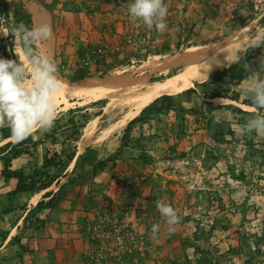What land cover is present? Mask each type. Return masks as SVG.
<instances>
[{
	"label": "rangeland",
	"instance_id": "1",
	"mask_svg": "<svg viewBox=\"0 0 264 264\" xmlns=\"http://www.w3.org/2000/svg\"><path fill=\"white\" fill-rule=\"evenodd\" d=\"M23 1L32 5L34 26L51 28L42 48L63 81L86 70L161 80L186 69L187 62L170 60L174 55L228 36L246 40L233 63H244L247 75L227 93L238 100L213 99L230 109L208 104L206 87L196 86L215 69L192 85L197 93L187 88L162 96L133 117L142 115L140 121L130 126L131 118L115 130L127 110L108 109L106 96L57 93L54 126L34 130L38 145L25 146L12 161L24 169L26 182L36 181L31 191L15 187L0 202V242L16 228L13 239L1 244L0 260L13 264L28 254L40 264V249L26 243L38 236L53 253L48 264H264V137L242 131L258 111L243 90L264 75V44L246 53L264 35V0H165L164 32L131 17L125 0H68L72 9L52 13L38 0ZM17 5L0 0V31H9L0 32V57L28 66L22 40L17 36L15 43L10 32ZM245 25L250 27L243 32ZM87 151L93 161L77 164ZM108 157L104 166L96 163ZM46 159L52 164L44 167ZM1 166L3 179V160ZM47 181L51 186L37 189ZM157 201L177 210L180 219L171 229ZM153 224L160 226L155 239Z\"/></svg>",
	"mask_w": 264,
	"mask_h": 264
},
{
	"label": "clouds",
	"instance_id": "2",
	"mask_svg": "<svg viewBox=\"0 0 264 264\" xmlns=\"http://www.w3.org/2000/svg\"><path fill=\"white\" fill-rule=\"evenodd\" d=\"M128 14L149 28L164 32L167 28L168 6L165 0H125ZM3 32V31H0ZM10 32L23 42L30 64L21 60L0 57V126H8L16 141H22L34 130L47 131L54 126L57 118L56 95L61 89L57 76L58 65L54 58L42 48L51 36V28L40 24L32 28L19 24ZM8 32H3L7 35ZM264 44V35H259L251 47ZM264 69V58L261 61ZM31 78V83L26 78ZM244 94L258 111L243 126L244 133L264 137V75L257 76L246 88ZM157 208L165 218L169 229L179 222L176 209L170 204L157 201ZM159 225L151 227L152 238L157 237Z\"/></svg>",
	"mask_w": 264,
	"mask_h": 264
},
{
	"label": "bare ground",
	"instance_id": "3",
	"mask_svg": "<svg viewBox=\"0 0 264 264\" xmlns=\"http://www.w3.org/2000/svg\"><path fill=\"white\" fill-rule=\"evenodd\" d=\"M248 26L245 25L240 30L244 32ZM245 42L246 40L240 37L228 36L223 40L193 45L184 53L174 55L170 59L173 63L187 62L186 69L161 80L146 81L144 78L129 75L123 77L93 76L75 81L60 80L62 86L58 94L63 98L91 94L106 96L109 100L108 109L123 108L127 110L120 123L115 122L113 128L115 130L126 124L129 119L138 115L147 104L162 95L175 94L193 87L192 85L203 81L215 69L232 64ZM221 98L217 97L214 100ZM11 138L14 139L13 136Z\"/></svg>",
	"mask_w": 264,
	"mask_h": 264
},
{
	"label": "trees",
	"instance_id": "4",
	"mask_svg": "<svg viewBox=\"0 0 264 264\" xmlns=\"http://www.w3.org/2000/svg\"><path fill=\"white\" fill-rule=\"evenodd\" d=\"M13 1L15 4H16V2L18 3L17 7L15 8L17 25L24 24L28 28L34 27V20L32 18L31 13L27 9L25 2L23 0H13ZM11 3H13V2H11ZM0 47H1V44H0ZM252 51H253V48L249 47L247 49L246 53H252ZM242 59L244 60V56L242 57ZM247 61H249V60H247ZM107 71L108 70H103V72L99 71L97 74H92L89 70H86L82 74H78V75H74V76L69 77V79L71 81H75V80H78V79H81L84 77H92V76L103 77L104 75L108 74ZM246 75H247V71H246V68L244 66V63L235 62V63H233L227 67L215 70L214 73L210 75V78L208 80L200 82V83L196 84V86L206 87V89L203 91V97L206 99L205 101H207L208 104L214 105L215 108H222V109L229 108L230 109L233 106H229V105L227 106L225 104L224 105L223 104H214L213 99H215L217 97H226V98H231L232 100H238L239 97L228 96L227 93L230 92L231 85H239L245 79ZM187 91L197 93V90L195 89V87H190V88H188ZM165 95H170V94H164L162 96H165ZM158 101H159V99L157 98L151 104H149L147 107H145L142 110V114L145 113V111L151 109L153 106H155V104ZM249 104H251V103H249ZM252 105H254V104H252ZM234 109L238 110L240 112L244 111L241 108H237V107ZM141 117H142V115L131 119L130 126L135 124L136 122L140 121ZM0 133H1V136L3 138H8V137L12 136L11 130H10V128H8V126L0 128ZM30 143H32V145H35V146L38 145V142L33 140L32 134L29 135L27 138H25L22 141L9 142V143L0 147V159L3 160L4 166H5L1 171L2 176L4 177V179L6 181H9L12 178L17 179V186H16L17 192L18 191L19 192L31 191V189H33V187L31 188V186L34 184V181H36V180H34V178H32V180H33L31 182L32 184L26 182L28 177L26 176L24 169L23 168H19V169H13L12 168L13 159L22 155L24 153V148H26L25 146L29 145ZM5 152H6V154H8L10 152L11 153L6 158L5 157L3 158V156L6 155ZM75 155H76V152H72L68 156V161H72L74 159ZM93 158L94 157L92 155H89V151H87L85 154H83L82 156L79 157V159L77 160V164L83 165V166H84L83 163H85V162L87 164H90L91 161H93ZM109 160H110V157L106 158L105 160H101L99 162H96V163H98L100 166H104L105 164H107V162ZM50 164H52V160L46 159L44 162V167L49 166ZM30 177H32V176H30ZM51 182L52 181H47L45 183H41V184H39V187L37 189L48 188L49 186H51V184H52ZM66 185L67 184L64 183L62 185V188H64ZM60 191L61 190L57 191L58 195L60 194ZM46 196H50V194H48ZM53 199H54V197L51 198L50 201H53ZM40 203H42V201L39 202V204ZM6 237H7V233L2 235L0 243H2L6 239Z\"/></svg>",
	"mask_w": 264,
	"mask_h": 264
},
{
	"label": "crops",
	"instance_id": "5",
	"mask_svg": "<svg viewBox=\"0 0 264 264\" xmlns=\"http://www.w3.org/2000/svg\"><path fill=\"white\" fill-rule=\"evenodd\" d=\"M38 1L41 4H43V6H45L51 13L55 12V11H59L60 8H58V7H62V6L64 7L65 6L66 8H69V9L71 8L72 9L75 6L74 2H72V1L68 2V0H38ZM26 7H27L28 11L32 14V16H34V12L32 11V5L28 4V5H26ZM77 9H79V7ZM11 137L3 138L1 136V133H0V142H1L0 147L5 145V144H7V143H9V142H15L16 141V140H10V139H12ZM1 167L2 166H1V159H0V169H1ZM12 168L13 169H17V168H15L14 165H12ZM16 181H17V179H15V178L10 179L9 181H6L4 178L0 179V202L5 198V196H6L5 194L8 191H10L11 189L16 187V185H17ZM15 229H16L15 227H12V229L10 231V234L7 233L6 239L2 243H0V245L1 244L6 245L7 242L9 243L13 239V235L15 236V234H13V233H15L14 232ZM27 238H26L27 239L26 243L29 245V247H31L32 249L34 248L36 250L40 249V251H41V253L39 254V256H40V264H48L51 261H53V256H52L53 253L51 252V254L49 256V254H48V252H49L48 251L49 250L48 247L49 246H47V241L45 239H41L38 236L37 237H33L32 236L30 238L29 237H27ZM3 245H1L2 247L0 246V252L6 247V246H3ZM18 245H16V247H18ZM43 246H44V249H43ZM19 247H20V245H19ZM12 263L13 264H34L30 260V257L28 256V254H26L22 259L18 258V260L16 262H12ZM0 264H7V261L4 260L3 258H1ZM9 264H11V263H9ZM35 264H37V263H35Z\"/></svg>",
	"mask_w": 264,
	"mask_h": 264
}]
</instances>
